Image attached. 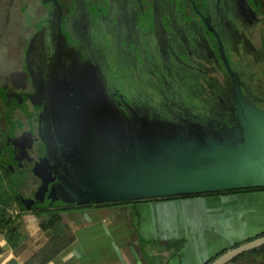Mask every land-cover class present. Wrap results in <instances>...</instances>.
Instances as JSON below:
<instances>
[{
	"label": "water",
	"instance_id": "1",
	"mask_svg": "<svg viewBox=\"0 0 264 264\" xmlns=\"http://www.w3.org/2000/svg\"><path fill=\"white\" fill-rule=\"evenodd\" d=\"M39 29L28 41V49ZM56 35H60L59 26ZM219 52L232 79L222 85L225 96L212 95L201 105L166 100L157 104L163 116L158 111L154 117L143 112L140 108L144 106L115 102L87 66L69 67L81 78L75 88L90 87L96 94V102L85 108L63 111L56 105L55 109L56 92L46 95L44 85L46 103L36 118L45 153L30 167L39 182L30 196L16 193L18 202L27 208L64 206L264 185V106L258 104L262 98L229 66L221 44ZM258 86L264 91L263 85ZM201 207L198 204L187 210ZM189 218L192 225L199 221L205 225L203 216L195 219L189 213ZM189 232L184 235L188 237ZM257 242H264V234L232 247L210 264H220ZM221 251H214L204 261Z\"/></svg>",
	"mask_w": 264,
	"mask_h": 264
},
{
	"label": "flooded vegetation",
	"instance_id": "2",
	"mask_svg": "<svg viewBox=\"0 0 264 264\" xmlns=\"http://www.w3.org/2000/svg\"><path fill=\"white\" fill-rule=\"evenodd\" d=\"M56 1L58 5L53 0H45L47 4L54 5V9H50V6L46 9L45 15H51V21L61 25V37L51 35L52 38L48 39L45 28V32L38 34L37 47L32 43L28 49V41L35 30L41 24H50L48 19L37 22L27 37L22 53L25 60V53L28 51L25 68L21 66L22 63L16 65V68L25 69V76L19 80L17 87L10 89L15 90L16 97L20 92L22 99L26 98L31 105L34 104L36 112L39 100L45 102L43 87L46 83L40 77L50 76L53 72L54 77L56 72L59 77L56 94H53L55 109L56 105L63 111L75 109L74 107L85 108L96 102L97 97L92 88H75L81 78H77L69 67L74 68L76 63H81L76 64L78 67L97 63L101 69L106 95L115 102H146L148 105L145 97L137 101L124 94L126 88L133 86L135 91L134 86L138 87L144 82L145 85L152 84L146 88L151 89V93L154 89L156 95L152 93L151 97L144 87L141 91H136L144 93L141 95L148 96L151 102L157 96V104L175 99L181 103L201 105L209 101L212 95L225 96L221 90L222 85L232 81L219 52L220 44L229 66L241 74L247 88L257 98H262L257 103L264 106V91L250 80L254 77L264 80V46L259 41L263 30L262 15L250 0H87L84 6H87L88 13L85 16L79 15L75 7L80 0H73V5L69 7L65 1ZM139 19L141 22L137 26ZM149 25L151 28L145 30V26ZM62 36L70 45L83 44L82 54L77 55L72 46L66 47ZM89 37L101 43L96 53L90 46ZM83 39L89 44L87 47H84ZM50 43L53 47L49 48ZM39 46L42 50L44 47L49 49L46 55L52 54L57 60L53 58L52 63L46 55L42 60L41 54L37 55ZM62 46L65 48L62 49ZM55 62L61 67L55 65ZM38 65L40 70L36 71ZM88 71L94 72L90 68ZM113 93H117L119 97L116 98L117 95L114 96ZM36 126L34 124L21 132H15L12 156L20 163L28 159L36 160L44 154V145ZM22 163L21 166L24 165ZM36 179L34 188L39 182L37 176ZM34 188L28 194H21L30 196ZM212 193L219 196L257 194L260 204L249 207L256 213L253 229L258 231L255 233L257 236L264 234L259 230L264 225V216H259L258 213L263 208L264 185L238 190L224 189ZM165 197L146 199L160 200Z\"/></svg>",
	"mask_w": 264,
	"mask_h": 264
},
{
	"label": "crops",
	"instance_id": "3",
	"mask_svg": "<svg viewBox=\"0 0 264 264\" xmlns=\"http://www.w3.org/2000/svg\"><path fill=\"white\" fill-rule=\"evenodd\" d=\"M32 163L27 166L20 163L19 167L32 173ZM205 192L211 191L160 200L146 197L127 203L54 205L61 217L60 231L55 233L50 227L40 226L31 209H21L14 217L17 230L14 245L7 243L0 233V264H210L232 247L258 237L255 233L258 229H253L256 213L249 206L260 204V200L254 193L219 196ZM198 204L201 210H187ZM262 207L259 216H264V203ZM244 210L246 218L239 222L237 215ZM189 213L195 219L203 216L205 225H200V221L192 225ZM226 227H237L244 234L242 240L235 236L233 243L223 246L221 253L206 262L213 251L203 249L205 256L199 254L200 258L193 260V251L198 250L197 255L205 247L201 246V235L221 234ZM262 245L264 242L254 243L220 264H264V250H254ZM185 248L187 253L183 257Z\"/></svg>",
	"mask_w": 264,
	"mask_h": 264
},
{
	"label": "rangeland",
	"instance_id": "4",
	"mask_svg": "<svg viewBox=\"0 0 264 264\" xmlns=\"http://www.w3.org/2000/svg\"><path fill=\"white\" fill-rule=\"evenodd\" d=\"M65 1L66 5L69 7L70 5H73V0H62ZM87 0H80L77 1L75 4V7L77 8V12H79V15H86L88 13V8L87 6H84V4L86 3ZM90 2V0H88ZM253 3V6L256 8L257 11H259L260 15H262V22H263V30H262V34L259 36V41L261 44H263L264 46V0H250ZM8 2V3H7ZM105 2V0H104ZM7 5V9H6V5ZM50 4V5H49ZM47 4V2H45V0H0V88L2 89V94H3V98L0 99V145L6 143L7 147L10 149V156L9 159L10 161L13 160V162L15 161L16 164H20V161L15 159L14 156H12V152H13V145H14V138L16 137L15 132H21L23 131V129H26L27 126H31L36 124L37 129L39 128V124H38V118H36V106L34 104L31 105V102L28 101L26 98L22 99L20 96L17 95V97L14 95V89L10 90L12 87H17V85L20 83L19 80L22 78V75L25 76V65L24 63L26 62L27 58L25 56V60L22 57V53L24 50V47L26 45V40L28 35L30 34L31 30L36 26L37 22L40 19H44V20H49V25L47 23H45L44 25L41 24L39 31L37 32V34L35 35L34 40L32 41V43H34L35 48L37 47L38 43H37V38H38V34H40L41 32H45V28L47 30V38L50 39L52 38V36L54 37L57 33V29L58 26L60 28V32H61V25L59 23H56L53 21H51V15L46 16L45 12L46 9L49 8L50 9H54V5L52 3ZM53 5V6H52ZM147 7V5H146ZM71 8V7H70ZM78 17V16H77ZM140 19L137 22V26H139L140 24ZM65 26V25H64ZM55 29H54V28ZM39 28V27H38ZM37 28V29H38ZM151 28V26H145V30H149ZM36 29V30H37ZM35 30V31H36ZM62 33V32H61ZM45 34V33H44ZM52 35V36H51ZM61 37V35H59ZM63 37V36H62ZM105 38V37H104ZM103 38V39H104ZM64 41L63 43H65L66 47H71L74 48L77 51V55L81 53L82 51V47L83 44L81 46H73L70 45V43H67V39L65 37H63ZM89 42L91 43L90 46L93 48L94 52L96 53L98 51V47L101 46V43L96 42V39H92L89 37ZM84 41V39H83ZM51 44V43H50ZM49 44V45H50ZM89 44H86V42L84 41V47H87ZM53 47L52 44L49 46ZM40 50H38L37 55L41 54V58L42 60L45 59V55H46V51L49 52L50 50L46 47H44V49L42 50V47H40ZM65 46H62V49H64ZM82 54V53H81ZM46 58L48 59H52L54 57H52V54L50 56L46 55ZM56 59V58H54ZM24 60V61H23ZM57 60V59H56ZM85 60V59H84ZM82 60V61H84ZM22 63V67L16 68V65H19ZM26 64V63H25ZM76 64H81V63H76ZM84 66V64H83ZM88 68L92 69L95 71L96 76L100 79V81L103 84V77L101 76L100 72V66L96 63L93 64L92 66L89 65H85ZM36 71L40 70V66L38 65V67H36ZM104 71V69H103ZM102 71V73H103ZM101 77V78H100ZM41 80H43L42 82L46 83V89H45V93L46 95H51L53 94V92L57 91L56 88V82L59 80L58 76H52V73H50V76L48 75H44L43 77H40ZM55 78V81H54ZM38 79V78H37ZM36 79V80H37ZM251 81H253L254 84H257L256 86L258 88H260L258 85H263L264 86V80L262 78H252L250 79ZM39 81V79H38ZM50 82V83H49ZM71 83V82H69ZM116 84V83H115ZM13 85V86H12ZM118 85V84H117ZM152 84H143L141 83L138 87L134 86V89L132 88L133 86H130V88H126L124 91V94H126L125 96L128 97H132L130 99H134L139 101V99H142L143 97H145L147 99L148 105L145 103L141 104V103H136V102H130V104L133 105H139V106H144L140 109L143 110V112H147L149 115H152L153 117L156 116L158 111L157 108V100L156 97L153 99V101L151 102L146 96H142L141 94L144 93H140L137 92L136 89H138V91L142 90L141 88H145L146 90L149 91V95L152 97V93H155L154 89H152V93H151V89H147L146 86H151ZM73 88V87H72ZM105 89V87H104ZM70 90V89H69ZM117 91V90H116ZM114 91V92H116ZM106 92V91H105ZM19 94H21L20 92H18ZM117 96H116V95ZM114 96H116V98H118V94L117 93H113ZM22 96V95H21ZM150 98V97H149ZM4 100H9L11 103L13 102V109H12V118L16 117L17 119H20V121H13V125L11 127L12 131L10 134H7V124L6 121H4L3 117H2V111L4 109V107H2L1 105L4 102ZM46 102H42L38 104V110L40 109V107L45 106ZM199 104V103H198ZM156 112V114L154 113ZM158 113L160 114V116H163L164 112L163 111H158ZM158 115V114H157ZM33 122V124H32ZM39 135V134H38ZM40 140L43 143V140L41 139V137L39 136ZM44 145V144H43ZM48 147L52 148V145L50 146V144H48ZM57 149L58 151V147L55 145L54 149ZM44 153H45V145H44ZM32 163L33 160H26L25 162H21L22 164H24L25 166H27L29 163ZM7 167L9 168V170L12 171V165L11 162L7 163ZM25 182H23L22 185V193L23 194H28L33 188L35 183L37 182L36 179V175L32 174V173H27L26 178H25ZM38 184V183H37ZM12 198L14 199V201H16L15 204H11L8 207V211L10 213H12L13 218L15 217V215L21 210V209H26L27 207H25L23 204L22 206H19L18 200L16 199L15 196H12ZM21 204V203H20ZM14 210V212H13ZM251 212L253 213L254 210L250 209ZM251 216V213H248L247 218H249ZM244 218H246V211H241L238 213L237 215V219H240L239 222H243ZM229 222L231 221V219L228 220ZM238 227V226H237ZM237 227H233V228H229L226 227L225 231H223L221 234H210V236H203L201 235V246L205 245L204 248H202L201 253L199 251V253L196 255V252L193 251L192 254V258L193 260H198V258L204 257L205 256V250L206 251H218V249H221L223 246L227 245V244H231L234 242V238L235 236H237L239 238V241L242 240V236L244 234H242V232L240 233L239 229H237ZM235 229V230H234ZM237 241V242H239ZM205 249V250H203ZM200 254V256H199Z\"/></svg>",
	"mask_w": 264,
	"mask_h": 264
},
{
	"label": "trees",
	"instance_id": "5",
	"mask_svg": "<svg viewBox=\"0 0 264 264\" xmlns=\"http://www.w3.org/2000/svg\"><path fill=\"white\" fill-rule=\"evenodd\" d=\"M8 3V2H7ZM6 5V3H5ZM6 5V9H7ZM148 18L149 15L147 14ZM2 89L0 88V99L3 98ZM5 103H3L1 106L4 107L2 111V117L4 121H6L7 124V134H10L13 125V121H20V119H17L16 117L12 116V109H13V102L10 101L7 102L4 100ZM11 152L10 149L7 147V144H1L0 145V233L3 235V237L6 239L7 243L10 245H14L17 237V230L16 225H14V218L12 213L8 211V207L11 204H15L16 201L12 198V196H15L16 193H22V185L23 182H25V178L27 175V171L24 169H20L19 165L16 164V162L13 160L10 161L9 156ZM11 162L12 165V171L9 170L7 167V163ZM236 190V189H232ZM238 190V189H237ZM220 191V190H218ZM218 191H211V192H205L207 194H213L212 192H218ZM23 194V193H22ZM21 194V195H22ZM24 195V194H23ZM22 195V196H23ZM190 195V194H185ZM193 195H200V194H193ZM178 197V196H175ZM139 199H126L121 201H107L104 203H127V202H135ZM19 206H22V203L18 202ZM57 205V204H56ZM23 207V206H22ZM26 209H31L34 214L37 215L39 218V224L42 227H50L52 229V233L59 232L60 227L59 224L61 222V217L59 215V210L56 206L54 207H47V206H35L30 207ZM255 251H263L264 245L259 246L258 248L254 249ZM31 258V257H29ZM28 258V259H29Z\"/></svg>",
	"mask_w": 264,
	"mask_h": 264
}]
</instances>
